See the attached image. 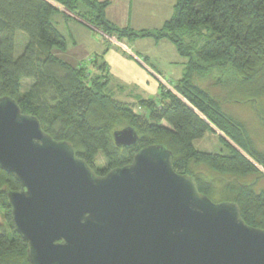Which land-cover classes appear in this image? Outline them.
Listing matches in <instances>:
<instances>
[{"label": "trees", "instance_id": "obj_1", "mask_svg": "<svg viewBox=\"0 0 264 264\" xmlns=\"http://www.w3.org/2000/svg\"><path fill=\"white\" fill-rule=\"evenodd\" d=\"M54 2L119 42L123 43L119 35L134 33L107 18L108 0H0V96L17 100L23 113L35 115L56 140L71 143L77 156L101 175L130 164L145 146L165 145L173 153L176 171L192 175L214 202L237 203L247 224L264 229V189L238 181L263 175L259 167L223 136L227 153H209L195 144L214 131L213 123L264 166V155L242 124L225 112V101L197 80L208 74L215 83L224 82L226 101L257 105L264 99V0H176L173 14L161 27L136 34L168 38L188 58L182 76L174 86L169 83L176 92L161 81L157 99L138 98L133 104L108 92L105 64L99 74L91 75L86 67L54 54L56 48L67 47L66 37L53 22L52 15L59 12ZM19 31L28 35V42L16 58ZM25 80L33 82L22 92ZM259 115L264 122V111ZM129 126L137 131L138 143L118 147L114 132ZM100 152L104 167L95 162ZM200 164L232 178L222 198L211 180L193 171ZM19 188L14 174L0 168V264H30L27 241L15 228L7 196L8 190Z\"/></svg>", "mask_w": 264, "mask_h": 264}, {"label": "water", "instance_id": "obj_2", "mask_svg": "<svg viewBox=\"0 0 264 264\" xmlns=\"http://www.w3.org/2000/svg\"><path fill=\"white\" fill-rule=\"evenodd\" d=\"M114 140L131 147L139 135L129 126ZM0 168L20 184L7 196L30 264H264V229L176 171L165 145L101 175L0 96Z\"/></svg>", "mask_w": 264, "mask_h": 264}, {"label": "rangeland", "instance_id": "obj_3", "mask_svg": "<svg viewBox=\"0 0 264 264\" xmlns=\"http://www.w3.org/2000/svg\"><path fill=\"white\" fill-rule=\"evenodd\" d=\"M160 1H163V3L160 4L161 9H166V8L172 9L174 8V4L176 3V0H160ZM54 4L56 6L58 5L57 7H60V8L62 7L64 11H69L64 6H61L60 4H58L57 2H54ZM55 15H52L53 22L54 23L56 22L57 27L59 28L60 32L65 34L68 40L70 41L72 40L70 33H73L78 38L80 36H84L85 34H88L95 41L101 42V45H100L101 47L103 45L112 46V47L114 46L110 42H108V40H106L100 32H97V31L95 32L93 30L87 31V32H80L77 28H75V26L71 24L68 25L64 21L57 20L54 17ZM127 23L128 24L132 23V25H130L129 27L130 29H132V31L135 34L134 33L132 35L122 34V35H119L118 37L123 38V43H126L131 47L134 46V50L141 52L140 53L141 55L143 54V56H146L147 54H149L150 59H147V62L151 66H155L154 68L160 72L161 79H164L165 81H167L168 83L174 86L176 79H173L174 78L173 72H175V70L178 69V67H182L183 64L185 67L186 66L185 64L188 62V58L182 57V55L179 54V52L177 51L175 45L168 38L156 39L154 37H142V36L136 35L143 29H156L158 27H161L162 25L151 26V27L145 28V27H142L141 23L139 22L136 23L132 21V22H127ZM117 26L122 27V28L125 27V26H120V25H117ZM83 38L85 37H81V40H83ZM27 42H28V35L24 31H19L16 36V48H15L16 58L22 55V53L25 50ZM80 43H85V42H80ZM87 44L89 47L92 46L90 43H87ZM83 47L84 49H86V46H83ZM70 48H71V43L69 42V49ZM80 50L81 52L85 53V51L82 48ZM71 52L67 51V53H64L63 51L57 48L54 50V54L57 57H59L60 59L66 62H69L70 64H73L72 59H70ZM142 52H145V53H142ZM92 54L93 55L88 56V57H84V56L83 58L78 57V60H79L78 64L93 68L94 65H96L97 61L98 62L102 61L101 52L93 51ZM95 58H98V60ZM92 60H94L93 66L91 63ZM157 64H163L167 71L165 72L162 69H160V67H158ZM183 71H182V74H183ZM181 76L182 75H180V77ZM214 79L215 78L213 75L211 76L208 74L202 75V76L198 75V78H197L198 83L202 87L208 89L210 92H212L216 96L220 97L223 101H225L224 103L225 112L230 114L234 119L238 120L242 124V126L246 129V132L250 135L251 140L253 141V144L256 150L259 151V153L264 155V122L259 115V111L260 112L264 111V99L257 100V105H255L252 102L238 103V102L226 101L227 87L224 86V82H220V84L215 83L216 80ZM32 82L33 80H25L23 87H22V92L26 91ZM170 84L169 86H171ZM172 91L176 92L174 88H172ZM211 125L214 131L208 132L203 138L196 140L195 144H196L197 149L203 150L209 153L218 152L221 150L224 153H227L229 152L228 148L225 145V143L222 142L220 139V136H223L231 145H233L240 152H242L246 157H248L252 162H254L261 170V173H263L264 175L263 164L255 161L253 157H251L242 147L238 146L237 143H235L231 138H229L225 133H223L213 123H211ZM95 162L98 167H104L106 165V160L102 152H100L97 155ZM193 171L196 174L201 173L202 175L207 177L209 180H211L212 184L214 185L216 189L215 194L218 195V198H222V195L227 191L226 190L227 184L232 180V178L229 175H226V174L224 175V174L215 172L207 164H200V165L194 166ZM263 175H248V176L240 177L238 181L240 183H249V184L252 183L254 185V188L257 191H260L264 189V176Z\"/></svg>", "mask_w": 264, "mask_h": 264}, {"label": "crops", "instance_id": "obj_4", "mask_svg": "<svg viewBox=\"0 0 264 264\" xmlns=\"http://www.w3.org/2000/svg\"><path fill=\"white\" fill-rule=\"evenodd\" d=\"M103 1V0H102ZM110 2L109 6L106 9L107 18L114 24L120 26H130L127 22H136L141 23L142 27H151V26H160L171 17L173 14L174 8L161 9L160 4L163 1L160 0H108ZM173 3V2H172ZM60 4V3H58ZM55 5V4H54ZM63 6L62 4H60ZM175 5V4H174ZM56 6V5H55ZM58 6V5H57ZM59 12L55 13L54 17L57 20L64 21L68 25H73L80 32L87 31H97L100 32L97 28L92 25L85 23L75 14L64 11L62 7H57ZM134 18V20H133ZM138 21V22H137ZM56 23V22H55ZM101 33V32H100ZM63 34V33H62ZM112 46H100L101 42L95 41L90 35L85 34L84 36L76 37L73 33H70L72 40L67 38V47L64 50V53L71 52V57L73 65L75 66H84L79 63L78 57L83 58L93 55V51L101 52V62L94 65V60L91 61L93 68L84 66L88 69V72L91 75L99 74L100 65L105 64L107 79V90L111 93L116 99L121 100L126 103H136L138 98H153L157 99L160 94V85L161 74L158 70L151 66L144 59H150L149 56L141 55L139 51L134 50V46H129L126 43L119 42L114 40L103 33H101ZM67 37L65 34H63ZM81 37L83 40H81ZM69 42L71 43V51L69 49ZM85 42V43H80ZM87 43H90L92 46L89 47ZM86 46L84 49L83 46ZM117 47V48H116ZM85 51L81 52L80 49ZM133 49V50H132ZM62 51V50H61ZM140 55H139V54ZM145 53V52H142ZM76 59V60H75ZM98 60V58H95ZM76 62H75V61ZM183 60V59H182ZM78 64V65H77ZM160 69L167 71L163 64H157ZM178 67V66H176ZM184 69V64L182 67H178L175 70L174 78L177 81L182 75ZM158 75L160 77H158ZM164 80V79H163Z\"/></svg>", "mask_w": 264, "mask_h": 264}, {"label": "built area", "instance_id": "obj_5", "mask_svg": "<svg viewBox=\"0 0 264 264\" xmlns=\"http://www.w3.org/2000/svg\"><path fill=\"white\" fill-rule=\"evenodd\" d=\"M115 40V39H114ZM159 77V76H158ZM161 81L167 86V87H171V86H169V83L167 82V81H165V80H163V79H161ZM170 89H172V88H170Z\"/></svg>", "mask_w": 264, "mask_h": 264}]
</instances>
